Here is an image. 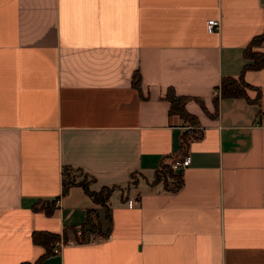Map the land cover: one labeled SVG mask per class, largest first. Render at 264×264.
Returning a JSON list of instances; mask_svg holds the SVG:
<instances>
[{
  "label": "crops",
  "instance_id": "0c3cea01",
  "mask_svg": "<svg viewBox=\"0 0 264 264\" xmlns=\"http://www.w3.org/2000/svg\"><path fill=\"white\" fill-rule=\"evenodd\" d=\"M263 30L264 0H0V264L41 258L35 231L63 241L40 264H264ZM185 153L178 188L155 180ZM70 169L114 186L107 235L69 240L88 208L108 227Z\"/></svg>",
  "mask_w": 264,
  "mask_h": 264
},
{
  "label": "trees",
  "instance_id": "16d2710c",
  "mask_svg": "<svg viewBox=\"0 0 264 264\" xmlns=\"http://www.w3.org/2000/svg\"><path fill=\"white\" fill-rule=\"evenodd\" d=\"M263 38H264V30L260 35L255 36L251 40L249 46L245 48L244 57L247 59V61L244 63L242 67V72L248 68L260 69L264 67V52L259 49L252 48V46L259 45ZM138 83H139V76L137 73H134L133 85L138 87ZM218 87L220 89L221 96L224 97L238 96V95L246 96L245 90L247 87H251V85L248 82H246L242 74H240L238 77H232V76L222 77ZM166 98L169 101L170 112H176L180 114L182 117L188 119L191 123H195V117L190 113H188L185 109L186 97L176 95L173 91H168L166 93ZM167 178H170L173 183L172 186L169 187L170 189L178 188L182 183V171H174L173 169H171L169 165H162L161 168L155 173V180H160V179L167 180ZM62 179H63L62 193H65L68 186L73 182L65 181L64 177ZM78 184L82 185L86 193L89 194L96 203H100L105 206L106 209L105 213L107 214L106 218L108 220V227L105 230H102L97 215H95V217H92L91 215V212L94 209L88 208L85 219L79 226V233L76 228H73L74 236L79 239H85L87 236L93 234L100 236L107 235L110 231V214H109V206L107 205V200L114 186L103 185L100 187L99 190H90L87 186L86 181L79 180ZM58 237H59L58 235L50 233L48 231H35L32 233V239L35 242L41 243L46 248L44 255L41 258H39L37 261H35L34 264H40L41 260L51 253L52 247L50 242L56 240ZM66 240L67 238L64 236V241Z\"/></svg>",
  "mask_w": 264,
  "mask_h": 264
},
{
  "label": "built area",
  "instance_id": "2783aa9c",
  "mask_svg": "<svg viewBox=\"0 0 264 264\" xmlns=\"http://www.w3.org/2000/svg\"><path fill=\"white\" fill-rule=\"evenodd\" d=\"M220 21L218 18H208L206 20V29L211 32L216 30L219 27ZM185 133L188 136L197 135L200 133V127L197 124L187 123L184 127ZM191 162L190 155L185 153L183 155L176 156L171 159L170 163L168 164L171 169L174 171H183L185 167H187ZM128 205H132V200H128ZM79 232V228L77 229ZM62 240H56L54 244V251H57L59 246L61 245Z\"/></svg>",
  "mask_w": 264,
  "mask_h": 264
},
{
  "label": "rangeland",
  "instance_id": "374dc122",
  "mask_svg": "<svg viewBox=\"0 0 264 264\" xmlns=\"http://www.w3.org/2000/svg\"><path fill=\"white\" fill-rule=\"evenodd\" d=\"M254 46H252V48H253ZM251 48V49H252ZM250 51H252V50H250ZM80 172L78 171V170H76V169H70V171L67 173V175L69 174V176L68 177H74L72 174H75V178L77 179V180H83V181H86V178L84 179V178H82L81 177V175L79 174ZM68 179V178H67ZM100 204V203H99ZM102 205V204H101ZM104 206V205H103ZM99 211H100V213H101V216H104V219L106 220L105 222L106 223H108V220H107V218H106V209H105V206H104V208L103 207H100L99 208ZM91 215H92V217H95V215H97L96 214V210L94 209L92 212H91ZM100 215V214H99ZM79 228V227H78ZM78 228H76V229H78ZM79 233V232H78ZM68 236H69V240H74V241H79V240H86V239H91V238H94V234L93 235H89V236H87L85 239H79V238H76L75 236H74V234L71 232V231H68ZM54 244H55V242H54Z\"/></svg>",
  "mask_w": 264,
  "mask_h": 264
}]
</instances>
